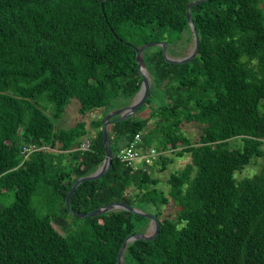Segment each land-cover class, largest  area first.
Returning a JSON list of instances; mask_svg holds the SVG:
<instances>
[{
    "label": "trees",
    "instance_id": "trees-1",
    "mask_svg": "<svg viewBox=\"0 0 264 264\" xmlns=\"http://www.w3.org/2000/svg\"><path fill=\"white\" fill-rule=\"evenodd\" d=\"M189 1L0 0V197L12 192V201L0 207V264H115L123 238L145 231L148 219L127 210L78 218L63 200L70 185L102 161L103 117L128 105L139 88L133 46L121 34L136 39L134 47L159 41L171 56H184L192 40L184 11ZM261 4L192 5L198 49L187 62L168 64L159 46L143 48L149 87L141 107L148 112L107 126L109 168L77 184L68 199L77 212L123 202L155 215V237L127 244L121 264H264ZM70 98L78 118L64 129L54 121ZM37 100L45 102L41 108ZM97 108L100 116L85 120ZM185 123L200 129L192 142L182 131ZM137 132L143 148L189 155L168 174L166 191L150 164L132 168L116 157ZM82 138L86 149L79 148ZM233 138L238 145L231 146ZM30 143L49 149L21 163V146ZM253 159L260 160L257 171L235 178ZM157 160L163 170L172 158L160 154ZM35 194L59 216L37 215L30 206ZM169 200L176 206L172 220L160 216ZM62 213L73 217L70 224Z\"/></svg>",
    "mask_w": 264,
    "mask_h": 264
},
{
    "label": "water",
    "instance_id": "water-1",
    "mask_svg": "<svg viewBox=\"0 0 264 264\" xmlns=\"http://www.w3.org/2000/svg\"><path fill=\"white\" fill-rule=\"evenodd\" d=\"M202 1H204V0H191V1L187 2L185 5V9H184L185 19H186V23H187V28L189 30V33H190L191 39H192V48L187 54H185L184 56L175 57V58L168 57L165 54L164 43L159 42V41L147 42V43L141 44L138 47H133L134 52H135L134 59L136 62V69H137L138 74L141 77L139 88L136 91V93L134 94V96L132 97V99L128 105L123 106V107L116 109V110H112L103 117L102 126H101V141H102V145H103V149H104V155H103L102 161L94 171H92L91 173H89L85 176L78 177L70 185V187L68 188V190L64 196V200H63L64 207L71 214L77 216L78 218H83L85 216H89V217L95 216V215H98L100 213L107 212V211H110L113 209H123V210H127L133 214H137L139 216H142V217L148 219V224H147L148 226L147 227L151 229V233L144 234V233L137 232V233H133L131 235L125 236L123 238V240L121 241L120 247L117 251L116 258H115V264H121L122 252H123V250L127 244L131 243L132 241H136V240L149 241L155 237V235L158 232V227H159L158 221L156 220L155 215L152 213L142 212L139 209L131 207V206H129L123 202H111L105 206H99V207H97L93 210H90L88 212H77V211H72L69 209L68 199H69L70 194L72 193L73 189L76 187L77 184H79L80 182L85 181V180L98 179L109 168L112 155H111V150H110V146H109V142H108V138H107V126L110 125L114 121L123 120L127 117L132 116L135 112H137V110L142 106L145 99L147 98L149 84H148V75H147L146 69L144 67L143 59H142V55H141L143 48L148 47V46H153V45L159 46L160 50H161V56H162L164 62L168 63V64H180L183 62H187L197 53L198 38H197V35L195 33V30H194V27H193V24L191 21V17L189 14V8L192 5H195V4L200 3ZM113 115H115L116 118L113 120H109V118Z\"/></svg>",
    "mask_w": 264,
    "mask_h": 264
},
{
    "label": "rangeland",
    "instance_id": "rangeland-1",
    "mask_svg": "<svg viewBox=\"0 0 264 264\" xmlns=\"http://www.w3.org/2000/svg\"><path fill=\"white\" fill-rule=\"evenodd\" d=\"M259 8L262 12H264V5H259ZM123 40L125 42H129L133 47L138 45V41L134 38H131L127 35H123L121 34ZM192 48V40L189 41L185 47L182 49L184 54H187ZM174 52L171 51L170 46H166V50H165V54L168 57L171 58H175L174 56H171ZM179 57V56H178ZM45 102L41 101V100H37V106L38 107H42L44 105ZM40 107V108H41ZM49 107V106H48ZM77 101L74 98H70L68 101V104L65 105L63 112L61 113L60 117L57 120H53L55 125L61 128H68L71 127L76 119L78 118L77 112ZM149 107H142L135 112V117H142L144 115H146V112H148ZM45 113L48 114V110L45 111ZM102 113V109L97 108V109H92L90 110V112L85 116V120H88L90 118H95L97 116H100V114ZM152 124V121L150 120L147 125L150 126ZM182 131L184 132V135L187 136L190 141H194V139L196 138L198 132L200 131L199 127H197L196 125H193L191 123H185L182 125ZM90 135H93L94 130H90ZM141 136V133H140ZM238 138H233L230 140V144L231 146H236L238 145ZM264 147V140H263V145ZM153 148H155L154 146H152ZM48 150V149H46ZM155 150L157 151V149L155 148ZM160 154H165V155H169L172 160L171 162L167 163L165 166V169L160 170L159 167V162L157 160V158H154L152 163L150 164L152 166L151 169V175L156 177L158 180L157 186L162 188L164 191L167 190V186L165 183V180L168 176L169 173L171 172H175L177 170H179L184 164L189 162V155L187 153H183L181 155H174V153L170 152V151H159ZM260 162L259 159H253L251 163H249L248 165H246L245 167H243L242 169L235 171L234 172V176L235 178H241L244 176H250L252 175L254 172L257 171L258 169V163ZM12 201V192H9L6 196L4 197H0V207H3L7 204H9ZM30 206L34 209L35 213L39 216L41 215H45L47 212L51 213V215L55 214V210L49 206L47 204V201L45 199L44 196L42 195H33L31 196V200H30ZM176 211V206H174V204L169 200L167 204H165L164 206L161 207V217H167L168 219H174V214ZM60 212H57L54 216L51 217V220L53 217H58ZM63 215H60V217H64L63 221L66 224H70L71 219H73V217L70 214H66V213H62ZM54 228L58 231V232H62L61 231V226H57V224H53ZM148 226V225H147ZM60 227V228H59ZM144 234H148L151 233V229L146 227L145 231L143 232Z\"/></svg>",
    "mask_w": 264,
    "mask_h": 264
},
{
    "label": "built area",
    "instance_id": "built-area-1",
    "mask_svg": "<svg viewBox=\"0 0 264 264\" xmlns=\"http://www.w3.org/2000/svg\"><path fill=\"white\" fill-rule=\"evenodd\" d=\"M88 144V139L82 138L80 141L79 148L86 149L88 147ZM46 149H49L48 146L37 145L34 143L22 145L21 163L31 152L38 150L45 151ZM158 155H160V152H158V150L156 151L155 148H153L152 146L146 148L142 147L140 133L137 132L134 133L132 137L125 143V145L118 150L116 157L120 162L124 163L125 165L135 168V162H137L138 160L143 165H149L152 163L154 158H157Z\"/></svg>",
    "mask_w": 264,
    "mask_h": 264
},
{
    "label": "crops",
    "instance_id": "crops-1",
    "mask_svg": "<svg viewBox=\"0 0 264 264\" xmlns=\"http://www.w3.org/2000/svg\"><path fill=\"white\" fill-rule=\"evenodd\" d=\"M135 165H136V167L143 166V164L139 160L137 162H135Z\"/></svg>",
    "mask_w": 264,
    "mask_h": 264
}]
</instances>
